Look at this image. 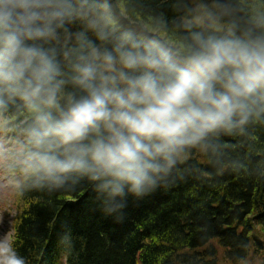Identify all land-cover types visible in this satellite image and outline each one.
I'll return each mask as SVG.
<instances>
[{"label": "clouds", "instance_id": "9594fccd", "mask_svg": "<svg viewBox=\"0 0 264 264\" xmlns=\"http://www.w3.org/2000/svg\"><path fill=\"white\" fill-rule=\"evenodd\" d=\"M0 0L6 186L91 182L106 212L264 127V0ZM0 264H26L0 235Z\"/></svg>", "mask_w": 264, "mask_h": 264}, {"label": "trees", "instance_id": "16d2710c", "mask_svg": "<svg viewBox=\"0 0 264 264\" xmlns=\"http://www.w3.org/2000/svg\"><path fill=\"white\" fill-rule=\"evenodd\" d=\"M137 12L169 0H127ZM211 156L193 152L173 181L120 214L94 185L15 191V247L26 264H264V127L225 137Z\"/></svg>", "mask_w": 264, "mask_h": 264}, {"label": "rangeland", "instance_id": "374dc122", "mask_svg": "<svg viewBox=\"0 0 264 264\" xmlns=\"http://www.w3.org/2000/svg\"><path fill=\"white\" fill-rule=\"evenodd\" d=\"M3 175V170L0 169V235L13 236L12 224L18 213L14 196L16 190L6 186ZM257 264H260L259 261Z\"/></svg>", "mask_w": 264, "mask_h": 264}]
</instances>
